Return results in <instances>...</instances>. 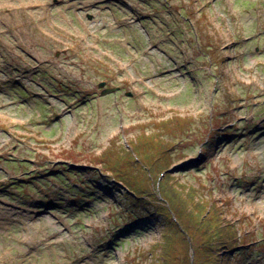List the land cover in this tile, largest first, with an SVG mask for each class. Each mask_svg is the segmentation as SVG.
Masks as SVG:
<instances>
[{
	"label": "rangeland",
	"instance_id": "obj_1",
	"mask_svg": "<svg viewBox=\"0 0 264 264\" xmlns=\"http://www.w3.org/2000/svg\"><path fill=\"white\" fill-rule=\"evenodd\" d=\"M140 135L231 227L183 218L192 246L229 249L194 252L102 173L158 192ZM188 261L264 264V0H0V264Z\"/></svg>",
	"mask_w": 264,
	"mask_h": 264
},
{
	"label": "trees",
	"instance_id": "obj_2",
	"mask_svg": "<svg viewBox=\"0 0 264 264\" xmlns=\"http://www.w3.org/2000/svg\"><path fill=\"white\" fill-rule=\"evenodd\" d=\"M133 141L134 144L132 142L133 148L131 149V151H133V154L135 155L134 162L140 161V159L142 160V163L138 166H135L134 169L140 172V174H145L146 178L150 180H152V176L153 174H155V172L158 173L161 179L156 177V179H154L153 181V183L157 184L156 188L158 189V192L155 191L154 193L150 194L146 189H143L141 187H138L133 191V186L135 185V180L137 179V177L133 176L132 178L129 175H124V172L132 169V167L130 166L122 167L120 170V165L109 166L107 171L102 172L103 174H108L114 184H120L126 190V194H128L129 196L128 198L132 208H134L135 210L139 209L145 211L148 214H153L157 219L160 218L161 221L164 222L163 224H166V229H174L177 234L181 235L182 240L184 241L183 244H186L189 248L192 247L194 249V252L195 248H199L204 251L205 247V249L210 250L211 253L216 255L215 252H220L222 251V249H229V245L231 243L229 241L221 245L219 244V246L221 247H219L220 250H217L216 245L212 244V247L208 246L210 243H208L205 238L201 240V243L204 247H197L194 244L192 246L191 235H189L186 227H184V223H181L184 222L182 220L183 218H186L187 222L189 223H195V227L209 230L211 233L215 231V228H218L219 232H225L226 230L231 229V227L229 225H219V217H210L214 215H212L209 208L207 207H205L204 210L201 208V206L200 210L192 209L191 202H189V200H191L189 199V197H193V193H191L190 191L191 189L181 184H179L180 186H177L176 184L173 185L171 181L166 180L168 177L167 175L164 176V173L167 172L168 168H166V170L158 169L161 167V165L159 163H156L155 160L158 159L159 151H157L156 149L157 145L152 136L140 135ZM135 147L139 148V150L135 151ZM192 191L195 194L197 193V191H195L194 189ZM166 193L172 194L174 199L172 201H168ZM157 202L160 203L162 208L157 205ZM176 203H178L177 207L179 206V209L175 210L174 207ZM200 203L202 204V202ZM233 238L235 237L233 236ZM169 257L170 256L168 254L164 257H161V262L168 261ZM184 264H190V262L188 261Z\"/></svg>",
	"mask_w": 264,
	"mask_h": 264
},
{
	"label": "water",
	"instance_id": "obj_3",
	"mask_svg": "<svg viewBox=\"0 0 264 264\" xmlns=\"http://www.w3.org/2000/svg\"><path fill=\"white\" fill-rule=\"evenodd\" d=\"M104 86H105V83H100L98 85V89L100 88L102 90L100 96H107V95H110V94H113V93H116V92L119 91V88L108 89V88H104ZM72 169H74V170H84L81 167H73Z\"/></svg>",
	"mask_w": 264,
	"mask_h": 264
}]
</instances>
